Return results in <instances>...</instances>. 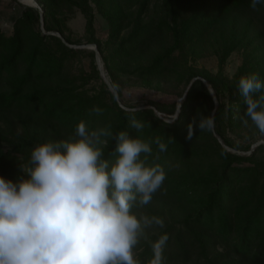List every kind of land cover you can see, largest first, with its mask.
<instances>
[{
    "label": "trees",
    "instance_id": "trees-1",
    "mask_svg": "<svg viewBox=\"0 0 264 264\" xmlns=\"http://www.w3.org/2000/svg\"><path fill=\"white\" fill-rule=\"evenodd\" d=\"M15 1V0H13ZM158 2L160 0H157ZM163 10H167L164 18L150 16L143 18L150 9L153 0H140L139 14L134 17L129 34L115 48L106 49L95 36V14L92 2L98 11L104 15L109 24V40L115 46L119 40L122 26L128 20V14L122 10L127 0H38L41 9L23 6L20 17L13 24V32L8 35L0 28V86L5 83L8 89L0 92V113L2 111L20 109L24 117H20L25 134L17 136L18 141L11 142V148L4 150L3 141L8 138L0 133V176L6 178L13 163L21 156L31 154L32 149L39 143L55 141L47 139L46 134L31 131L33 115L37 114L38 121L44 125L66 127L68 134L75 138V129L80 121H85L89 130L111 126L115 134L128 131L133 138L138 135L144 141H154L159 137L167 144V150L160 152L153 143V153L148 157V165H161L166 172V179L161 189L153 198H176L180 202L194 196H201L200 201L190 213L180 220V225L168 224L166 229L154 234L148 241L141 242L143 248L138 254L141 264H148L152 258L149 241H156L160 235L167 234L169 240L166 246H174L176 256L187 261L195 251L200 264H264V158L258 159L254 154L239 155L227 151L220 146L223 164L217 175L197 180L191 184L177 181L181 175L179 165L187 162L194 153L186 137L189 125L194 121L192 104H196L199 96L195 91H189L183 101L177 120L166 123L160 120L149 109L127 111L119 106L113 97V104L75 94L70 90L34 89L25 93L27 86L37 79H45L61 75L75 57L77 49L71 29L67 26L72 18V11L77 8L86 19L85 34L87 43L94 44L101 55L104 67L111 77L124 71L119 67L120 61L125 60L137 51L146 50L157 38L170 29L173 47L151 64L140 67L131 73L138 78L158 77L162 75L172 53L183 44L192 41L210 29L230 20L235 26H240L246 34L250 26L259 25L261 28L257 39L256 59L247 56L233 81L216 79L217 93L229 97L228 121L226 127L237 130L244 116L246 105L237 90L238 81L242 76L257 73L264 80V3L257 4L253 9L251 0H162ZM61 5V6H60ZM66 8L57 18V9ZM109 8V11L106 9ZM69 11V12H68ZM44 26V30L41 27ZM45 32L47 34H45ZM63 36L66 44L55 35ZM51 39L58 49H50L46 43ZM234 39H232L233 41ZM234 50V44L225 51L224 58ZM92 59L96 52L91 51ZM24 71L21 75L20 71ZM94 74L89 78L102 79L97 66H93ZM193 77H202L207 81L211 78L206 73H195ZM213 83H214V79ZM113 86L114 80L112 79ZM194 85L202 88L203 82L196 80ZM193 85V86H194ZM115 87V86H114ZM116 88V87H115ZM208 93V91L206 90ZM110 93V92H109ZM120 95V92H119ZM209 95V93H208ZM259 95V94H255ZM99 107L102 113L90 114L91 109ZM220 110L214 116L218 124L215 133L228 144L220 119ZM144 122V129L136 133L129 127V117ZM7 127L10 121L3 116ZM10 129V128H9ZM218 145L217 140L215 141ZM115 141L109 139L103 146L105 158L115 160L112 155ZM192 151V152H191ZM250 162L251 166H235ZM140 207L133 208L134 212ZM221 247L222 254H212V250ZM167 253H164L166 255ZM203 261V263H201ZM164 264L166 262L164 261Z\"/></svg>",
    "mask_w": 264,
    "mask_h": 264
},
{
    "label": "clouds",
    "instance_id": "clouds-1",
    "mask_svg": "<svg viewBox=\"0 0 264 264\" xmlns=\"http://www.w3.org/2000/svg\"><path fill=\"white\" fill-rule=\"evenodd\" d=\"M260 3L251 0L250 6ZM237 90L246 105L242 124L250 119L264 134V80L250 73L239 79ZM214 111L201 117L200 130H213ZM129 127L139 133L145 124L132 115ZM193 135L191 123L186 138ZM109 139L115 141L114 161L103 150ZM153 143L167 150L159 137L144 141L128 131L114 134L111 126L90 131L80 121L75 138L36 145L28 166L21 167L24 176H0V264H141L137 249L149 240L147 230L165 226L161 217L133 211L149 204L166 179L161 165L147 163ZM168 240L162 234L149 241L148 264H164Z\"/></svg>",
    "mask_w": 264,
    "mask_h": 264
},
{
    "label": "rangeland",
    "instance_id": "rangeland-1",
    "mask_svg": "<svg viewBox=\"0 0 264 264\" xmlns=\"http://www.w3.org/2000/svg\"><path fill=\"white\" fill-rule=\"evenodd\" d=\"M21 1L0 0V28L4 29L8 35L12 34L13 24L20 17L23 6L40 8L43 11L38 0ZM139 2L140 0H127L126 4H123L122 10L128 14V20L122 26L116 46L115 43L113 44L109 40V24L107 19L92 2H89L95 14V36L102 42L104 48L113 50L129 34L132 27L131 23H133L134 17L139 14ZM106 10L109 11V8ZM63 11L66 12L67 9L62 7L57 9V18L61 16ZM166 11L163 10L162 0L159 2L153 0L148 14L145 12L141 16L145 19L150 16L164 18L167 15ZM71 14L72 18L68 20L67 26L71 29L72 38L77 43L68 46L81 52L76 53L71 64L64 69L61 75L32 81L24 91L25 93H29L34 89L70 90L75 94H83L94 100L100 98V101L108 103L110 106L114 105L112 101L114 97L119 106L127 111H132L133 109L135 111L140 109L153 110L160 120L172 123L179 117V115L176 117L179 104L181 101L183 103L188 92L192 89L191 91L197 92L199 96L197 103L192 104L195 112L194 121L192 122L194 135L192 140L189 141L188 146V149H190V146L193 147L192 151L194 153L187 162L179 165L181 175L177 177V181L191 184L197 180L217 175L220 172L223 164L220 146L223 147V145L218 140L217 136L219 135L215 133L218 124L214 121L212 131H202L197 127L201 117L211 115L213 110H215L214 116L219 110L221 111L219 120L224 123L222 129L224 130L228 144L220 138L226 146L224 148L227 151L246 156L254 154L258 159L264 158V134L259 133L250 119L247 126L241 123L237 130L233 131L226 127L229 97L226 93L220 92L219 95L217 88L220 86L215 85L218 84L215 81L216 79L233 81L247 56L253 55L252 57L255 59L260 56V53L256 52L258 41L257 39L255 40L261 29L259 25L250 26L249 31L244 34L243 30L240 29V26L244 22H239L234 26L230 20L225 21L209 31L194 37L191 42L183 44L180 49L174 50L169 58L170 60L166 63L167 68L162 75L147 78L136 77L131 73L132 71L151 64L161 55L172 49L173 38L170 29L167 28L164 35L155 39L146 50L137 51L125 60H121L119 67L124 71L118 72L114 77H111L104 67L100 53H97L96 46L87 43L85 34L86 19L84 15L77 8H74ZM41 28L44 30V26ZM45 34L47 33L45 32ZM48 34L58 36L66 44L61 34L56 32ZM232 39L234 40L232 41ZM46 43L50 49H58L56 43L51 39H47ZM232 44H234V50L223 59L225 51ZM91 51L96 52L94 60L90 55ZM94 65L97 66L100 72L101 80L92 77L88 79V77L94 74ZM200 72L206 73L211 78V81H207L202 77H193V74ZM23 73L24 71L21 68L20 74L22 75ZM196 78L204 79L208 87L204 83L202 88L194 85L192 82ZM112 79L116 88L113 86ZM212 79H214V83ZM8 88V85L5 83L0 86V92ZM209 90H211V93ZM213 97L215 98V102L213 101ZM37 114L32 117L31 131L45 133L47 139L55 141L73 138L68 134L66 127L58 128L55 125H44L39 122ZM0 116H7L10 121L9 129L5 120L0 118V133L8 138L3 141V146L4 150H8L12 147L10 145L11 142L8 143L9 140L16 142L18 141L16 135L23 136L25 134L23 123L20 119V117L23 118L25 115L21 113L20 109L15 108L13 110L2 111ZM104 127L105 125L102 126V128ZM216 140L219 145L215 142ZM29 159L30 154L16 159L9 169V175L5 179L16 181L24 176L21 167H27ZM251 165L250 162H245L235 166L245 167ZM201 198V196H194L184 202H180L176 198H153L149 204L143 207L139 206L140 208L136 213H144L149 216L155 215L164 220L165 226L163 228L153 227L147 230L148 237L150 238L154 234H158L166 229L168 224L180 225L181 218L194 210L196 203ZM142 250L143 248L138 247L137 258ZM222 252L223 249L221 247L212 250V254H222ZM164 253H167L164 255L166 264H200L197 263L198 256L195 251L187 261L176 256L175 247L172 245L166 246Z\"/></svg>",
    "mask_w": 264,
    "mask_h": 264
},
{
    "label": "water",
    "instance_id": "water-1",
    "mask_svg": "<svg viewBox=\"0 0 264 264\" xmlns=\"http://www.w3.org/2000/svg\"><path fill=\"white\" fill-rule=\"evenodd\" d=\"M23 1V0H22ZM21 1V2H22ZM41 15L43 16V11H41ZM97 53H99L98 52V50H97ZM196 80H201L207 87H208V84H207V82L204 80V79H201V78H196V79H194L193 80V82L192 83H194ZM108 83V82H107ZM209 92L211 93V90H209ZM181 103H182V101H181ZM181 103L179 104V106H178V109H177V112H176V117H178V115L180 114V108H181ZM217 136V135H216ZM218 137V140H219V142L223 145V147L225 146L224 145V143H223V141L221 140V138L219 137V136H217ZM226 147V146H225Z\"/></svg>",
    "mask_w": 264,
    "mask_h": 264
},
{
    "label": "bare ground",
    "instance_id": "bare-ground-1",
    "mask_svg": "<svg viewBox=\"0 0 264 264\" xmlns=\"http://www.w3.org/2000/svg\"><path fill=\"white\" fill-rule=\"evenodd\" d=\"M25 0H23V2H24Z\"/></svg>",
    "mask_w": 264,
    "mask_h": 264
},
{
    "label": "built area",
    "instance_id": "built-area-1",
    "mask_svg": "<svg viewBox=\"0 0 264 264\" xmlns=\"http://www.w3.org/2000/svg\"><path fill=\"white\" fill-rule=\"evenodd\" d=\"M14 10H16V9L14 8Z\"/></svg>",
    "mask_w": 264,
    "mask_h": 264
}]
</instances>
